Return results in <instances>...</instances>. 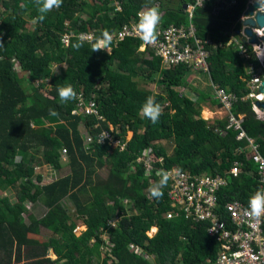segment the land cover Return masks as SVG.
Returning a JSON list of instances; mask_svg holds the SVG:
<instances>
[{
    "label": "trees",
    "instance_id": "obj_1",
    "mask_svg": "<svg viewBox=\"0 0 264 264\" xmlns=\"http://www.w3.org/2000/svg\"><path fill=\"white\" fill-rule=\"evenodd\" d=\"M190 1L63 0L40 21L35 0H0V264L20 262L23 254L27 264H109V259L111 264H213L218 258L220 244L209 236L207 224L167 218L168 182L161 188L163 196L153 197L151 188L161 179L156 176L157 184L151 183L145 166L136 158L152 148L155 155L164 156V164L158 166L177 165L194 173L223 175L239 160L242 170L237 176H229L228 184L219 192L220 203L241 200L247 204L260 192L254 150L247 140L237 139L236 130L221 133L226 119H205L200 104L182 94L185 87L201 93L187 78L193 71L189 65L165 67L153 48L141 50L140 36L115 38L125 24L140 19L141 10L156 7L157 3L167 10L162 17L164 26L187 24L184 4ZM248 1L209 0L196 10L194 23L198 37H209L216 44L209 46L213 84L237 93L239 99L232 111L244 114V127L264 154V118L254 110L253 98L246 97L251 92L248 81L252 77L247 59L234 45L226 44L232 28L241 27L240 17ZM28 12L36 20L34 30L27 27ZM104 30L112 34L111 51L93 52L92 44ZM84 32H95V37L84 40L77 49L79 34ZM66 33L72 34L68 46L62 42ZM248 49V61L259 67L253 48L248 45ZM64 63L67 66L63 73L53 70V64ZM155 72L161 74L158 82L164 93L156 94L139 84ZM45 85L48 89L43 91ZM68 85L77 98L62 102L58 89ZM79 93L88 100H97L105 120L76 112L84 107L78 106ZM200 96L210 97L222 106L209 94L202 92ZM148 97L162 108L155 124L142 115ZM83 122L94 136L111 124L123 134L132 131L133 137L123 151L108 143L89 144L82 134ZM96 123L100 125L93 128ZM163 140L173 141V154H168ZM40 146L48 163L58 169L62 168L61 152L66 149L71 173L40 186L43 175L37 173L36 157H28ZM18 157L21 159L17 162ZM102 168L108 170L105 180L98 176ZM12 187L18 189L16 202L1 195L2 190ZM87 194L82 202L81 195ZM66 197L75 201L87 227L80 235L62 203ZM124 199L133 201L139 214L112 228L110 222L125 209ZM27 203H42L48 211L38 219ZM41 227L52 233L46 241L31 237L39 234ZM154 228L157 232L150 236ZM104 232L114 247L101 261ZM131 245L140 248L146 257ZM51 251L56 259L50 257Z\"/></svg>",
    "mask_w": 264,
    "mask_h": 264
},
{
    "label": "built area",
    "instance_id": "obj_2",
    "mask_svg": "<svg viewBox=\"0 0 264 264\" xmlns=\"http://www.w3.org/2000/svg\"><path fill=\"white\" fill-rule=\"evenodd\" d=\"M209 0H191L184 4V10L187 14V24H169L163 25L162 17L166 14V9H163L159 3L156 7L161 15L160 23L156 28V36L153 42L145 44L146 47H151L155 53L161 57L165 67H172L181 63L189 65L194 72L209 73L211 51L209 46L216 45L215 42L207 37L205 39L197 36V26L194 23V15L198 8L203 7ZM257 0H249L253 3ZM118 9H121L119 4ZM247 5V7H248ZM264 12V6L259 8ZM143 11L141 10L139 14ZM257 11V10H256ZM255 11V13H256ZM241 15L240 22L249 17L245 14ZM255 17V14L253 15ZM139 20H133L131 23L125 24L115 35L116 40L124 39L127 36H140L138 30ZM260 30L263 32L261 33ZM239 31V33H238ZM258 36H264V29L254 28ZM244 32V26L241 28H232L231 37L227 45H234L239 53L247 59L248 71L252 74L248 81V86L251 92L246 96L253 98V107L257 114L264 118V110L256 105L257 100H264V93L258 91L259 86L264 81V42L261 46L257 43H246L243 41L240 33ZM90 37L92 41L95 37V32H84L81 35ZM262 34V35H261ZM72 34L66 33L62 37L64 46L70 44ZM248 45L253 48V51L260 60V66L248 61L250 50ZM145 47V48H146ZM215 98L221 103L222 107L227 110V124L225 133L229 129L237 131L238 140H247L248 145L254 150L253 160L258 166L260 192L255 193L264 197V155L260 152L259 143L256 138L250 136L244 127V114H235L232 111L233 105L239 99V96L234 91L213 84ZM79 105H84L78 113H84L85 117L91 115L97 119L105 120V117L100 111L97 100L95 98L86 99L83 93L78 94ZM85 127L86 142L92 143H108L113 149L123 151L128 145L127 139H124V134L120 128L110 125V127L102 128V130L94 136L91 129ZM100 123H96L93 128H98ZM67 150L63 149V155H67ZM163 155H155L152 148L145 149L142 154L137 157V162L145 166V172L151 183L157 184L156 176L163 178V173H169L167 180L169 184L167 203L169 210L167 212L168 219L184 218L193 225L207 224V232L209 236L214 238L220 244V252L218 258L213 264H264V213L256 219L251 214L250 202L244 203L241 200H232L225 205L220 203L219 192L228 184L229 176H237L242 170V162L237 160L233 166L227 171L226 175L221 173H194L180 166L163 167L158 166L164 164ZM227 216L228 219H225ZM110 226L114 227L115 222H111ZM107 234V232H106ZM109 235V234H108ZM104 240L103 248L111 251L114 243ZM131 248L142 254L140 248L131 245Z\"/></svg>",
    "mask_w": 264,
    "mask_h": 264
},
{
    "label": "rangeland",
    "instance_id": "obj_3",
    "mask_svg": "<svg viewBox=\"0 0 264 264\" xmlns=\"http://www.w3.org/2000/svg\"><path fill=\"white\" fill-rule=\"evenodd\" d=\"M0 12H2V7L0 6ZM79 15H83L82 13H78ZM26 17L28 19V24H27V27L29 30H34L35 26H36V22L33 23V20H35L34 18H32V16L30 15V13L28 12L26 14ZM87 17V16H85ZM36 21V20H35ZM146 46H141V49H145ZM67 64L64 63V64H57V65H54L53 64V70L56 72V73H60V72H64L65 68H66ZM192 74V73H191ZM159 78H161V74L155 72L151 78L149 79H142L139 81V84L140 86L142 87H147L149 89H152L154 91V93L156 94H160V93H164V89L163 87L159 84L158 80ZM189 79V82L192 84L193 87H197L193 81V77L192 75L191 76H188L187 77ZM139 79V78H138ZM196 81V79H195ZM197 83V81H196ZM204 82L202 81H198V84L199 85H203ZM206 85V88H207V84ZM47 85L43 86L42 87V90L43 91H46V88ZM205 88V89H206ZM192 92H193V89L191 88ZM182 94L187 96L186 94L183 93V90H181ZM198 104H200V102H198L199 100H195ZM201 106V105H200ZM202 107V106H201ZM204 114V113H203ZM202 114V116H203ZM206 115V114H205ZM208 116V115H206ZM223 119H226V117L224 116ZM81 129H82V134L83 136H85V127L81 124ZM133 132L129 131L128 133V137H131ZM163 144L166 146H164L166 149H167V152L168 154H173L174 152V143L172 140H164L163 141ZM31 154H34L35 157H36V170H37V173L38 174H42L43 175V181L42 183H39L40 186H43V185H46V184H49L50 182H53L54 180L58 179V178H61L69 173H71V165L69 164V158L68 156H65L63 155V150L61 152V169H58V168H54L51 164L48 163L47 161V157L45 156V152H44V148L43 147H37L35 149H32L30 152H29V156ZM20 157L17 158V162L20 161ZM101 179L103 178L104 180L108 178V170L106 168H102L99 170V175H98ZM93 181H95L96 183V179L94 178ZM18 192V189L16 187H12V188H9L8 190H2L1 192V195L2 196H7V197H10V199L13 201V202H16L17 201V194ZM88 198V194L86 196H83L81 195L80 197V200L82 202H84L86 199ZM62 203L64 205V207L67 209L68 213L70 214V217H71V220H70V223H73L76 225V234L77 235H80L84 230L83 228V225H84V219L83 217H80L79 216V213L77 212V207H76V203L75 201L70 198V197H66L62 200ZM123 205H125V209L123 210V212H121V207H120V212L118 214V217H117V221L115 223L116 225V228L120 227L122 225V222L123 219L125 220L127 217H132L134 216L135 214L138 215L139 214V210L138 208H136L135 206V203L133 201H130L129 199H124L123 200ZM27 205L29 206V210L31 211V213L38 219H42L48 209H46L42 203H39L37 205H30V203H27ZM27 222H29V219H28V216H25ZM82 227V228H81ZM86 228V226H84ZM154 231V232H153ZM157 231H155L154 229L151 231L150 233V236H154L156 234ZM52 236V233L47 230L45 227H41L40 228V233L39 234H36V235H31V237L33 238H37L41 241H46L48 240L50 237ZM108 235H103L102 237L105 239V238H108L107 237ZM58 237V236H57ZM93 243L95 244V242L93 241ZM24 255L23 254L21 256V259H23L22 261L20 262H15V264H27L29 261L27 260H24ZM17 254H15L14 258H16ZM50 257L52 259H56L57 257L55 256V254L51 251L50 253ZM101 261H103L104 259L107 258V249H104L102 248L101 249ZM151 259H154L153 256H150ZM112 261L109 259V264H111Z\"/></svg>",
    "mask_w": 264,
    "mask_h": 264
},
{
    "label": "clouds",
    "instance_id": "obj_4",
    "mask_svg": "<svg viewBox=\"0 0 264 264\" xmlns=\"http://www.w3.org/2000/svg\"><path fill=\"white\" fill-rule=\"evenodd\" d=\"M35 2L38 5V11L40 13L38 19L40 21H43L45 19V14L48 13L49 11H51L54 7L59 8L62 5L63 0H35ZM247 5H248V3H247ZM121 9H122V7H121ZM121 9H119V10H121ZM245 9H247V6ZM139 16H140V19H139L138 30L141 34V39L143 40V43L141 44V46H144V43L148 44V43H151L154 41L155 36H156V28H157V25L160 23L161 15H160V13L156 7H152L150 9H148L147 11L141 12L139 14ZM35 22L36 21L33 20V23H35ZM240 24H241V22H240ZM241 26H242V24H241ZM85 39H90V37H86L85 35L82 34L79 42L75 45V47L77 49L80 48ZM112 39H113L112 34H110L108 30H104L102 33V36L97 38L95 40V43L92 44V51L98 52V51L107 50V52L109 53L111 51L110 45H111ZM147 48L148 47H146L145 49H141V50L145 51ZM58 91H59V96H60V99L62 102H67L69 100H74L77 98V94L71 85H68L66 87H60L58 89ZM141 111H142L143 116L149 118L152 121V123L155 124L158 122V119L162 113V108H161L160 104H158L154 101L153 97H148L147 101L143 105ZM51 114L57 115V113L55 111H52ZM132 137H133V133H132L131 137H128L126 134H124V139H127L128 142L131 140ZM136 162H137V158H136ZM133 165H134V163L131 165V167H133ZM168 178H169V173H166V172L163 173V178L161 179L159 184H157L156 186L151 188V195L153 197L159 199L163 196V192L161 191V188H162V186H164L166 184ZM250 208H251V214L250 215L253 218L258 219L261 216V214L264 213V197L257 194L255 197L250 198ZM116 221H117V218L113 222L116 223ZM114 227H116V225ZM114 227H112V228H114ZM142 255H144V254L142 253ZM144 257H146V256L144 255Z\"/></svg>",
    "mask_w": 264,
    "mask_h": 264
},
{
    "label": "crops",
    "instance_id": "obj_5",
    "mask_svg": "<svg viewBox=\"0 0 264 264\" xmlns=\"http://www.w3.org/2000/svg\"><path fill=\"white\" fill-rule=\"evenodd\" d=\"M245 63L247 65V61ZM247 68H248V65H247ZM191 73H192L191 75L193 77V81L192 82H194V84L197 86L196 88L201 93L203 92L205 94H209L215 99V93H214V89H213V82L211 80V77H210L209 73L194 72V71H192ZM195 79H196L197 83H196ZM198 81L204 82L203 85H199ZM205 84H207V88H206ZM191 86H192V84H191ZM182 90H183L184 94H186L187 96L191 97L193 100H199L198 102H200V105L202 106V114L204 113L203 117L205 119L210 120V121H216V120H222L224 118V116L227 118V115H228L227 110L224 109L222 106H220L218 103L217 104L213 103L212 102V98L209 97V98H206V99H202V97L200 96L201 93H197V92H195V90H193V92H192L191 87H185ZM205 114L206 115L209 114V115L206 116ZM126 135H127V133H126ZM84 226L85 225H83V228L87 229V227L85 228ZM103 235H108V233L106 234V232H104L101 236H103ZM107 237L110 239L109 235ZM103 240H108V239L107 238H105V239L103 238Z\"/></svg>",
    "mask_w": 264,
    "mask_h": 264
},
{
    "label": "water",
    "instance_id": "obj_6",
    "mask_svg": "<svg viewBox=\"0 0 264 264\" xmlns=\"http://www.w3.org/2000/svg\"><path fill=\"white\" fill-rule=\"evenodd\" d=\"M263 6L264 0H257L253 3L250 2L246 9L245 14L249 15V17L241 21V24L244 26V32L240 33L243 41L246 43H257L261 46L263 45L264 36H258V34L254 31V28L264 29V12L259 9ZM254 14L255 17H253ZM258 91L264 93V81L259 86ZM256 105L264 110V100H257Z\"/></svg>",
    "mask_w": 264,
    "mask_h": 264
},
{
    "label": "bare ground",
    "instance_id": "obj_7",
    "mask_svg": "<svg viewBox=\"0 0 264 264\" xmlns=\"http://www.w3.org/2000/svg\"><path fill=\"white\" fill-rule=\"evenodd\" d=\"M260 32L263 33L261 30H260ZM261 35H262V34H261ZM206 114H207V113H206ZM208 115H209V114H208ZM154 230L157 231L156 228H154ZM153 232H154V231H153Z\"/></svg>",
    "mask_w": 264,
    "mask_h": 264
}]
</instances>
